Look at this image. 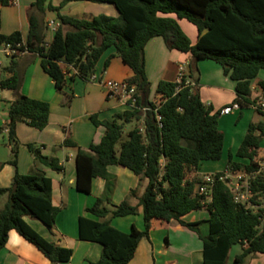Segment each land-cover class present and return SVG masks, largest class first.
<instances>
[{"label": "trees", "instance_id": "trees-1", "mask_svg": "<svg viewBox=\"0 0 264 264\" xmlns=\"http://www.w3.org/2000/svg\"><path fill=\"white\" fill-rule=\"evenodd\" d=\"M88 1L111 3L117 16L103 13L90 17H74L60 9L68 2ZM0 0V5L10 4ZM55 11L58 22L49 43L44 41L45 12ZM186 18L197 29V40L191 44L188 36L175 18ZM164 14V15H160ZM28 35L24 42L20 31L9 34L0 32V46L9 45L21 52L40 57V65L50 77L54 87L62 91L68 69L90 80L95 65L109 47L115 49L121 61L132 74L124 79L136 88V102L132 108L113 114L111 120H100L90 115L91 122L104 127L98 143L82 149L70 138L63 145L76 147L74 157V187L89 193L93 178L110 180L114 176L109 165L130 169L147 179V185L139 198L142 207L144 229L135 226L128 232L110 224L106 217L135 214L137 207L121 201L111 208L102 205L98 197L85 210L98 220L78 217V238L101 245L99 259L91 264H127L133 257L138 241L148 236L152 220H176L180 225L195 231L203 243L202 264H225L230 247L240 244L231 264H245L252 254H264V227L258 199L264 196V177L255 160L260 141L264 138V121L248 125L233 158L228 153L225 169L256 172L249 180L250 201L257 210L236 202L231 188L224 181L216 180L212 186L211 199L204 201L195 192L201 177L189 178L202 161L221 158L224 134L218 127L219 111L205 106L196 86L197 67L200 59H210L220 64L223 73L235 81L236 102L240 108L264 100V80L258 81L260 97L251 98L252 80L264 70V0H34L27 12ZM154 36H161L169 49L189 52L191 60L188 76L194 85H183L159 80L155 92L164 100L158 107L150 99V83L144 69V46ZM110 55L105 60L108 64ZM26 62V61H25ZM28 62V61H27ZM6 69L10 75L0 80V88L10 89L14 99L8 107V119L0 130L6 128L11 145L10 163L16 165L20 142L16 137L17 122H24L38 130L48 123L49 104L19 92L23 79V67L13 55ZM154 108L161 116L156 120ZM257 112L263 111L256 109ZM140 122L121 141L123 124ZM32 154L34 167L26 174L15 173L10 187L0 188V196L7 200L0 210V249L4 247L11 230L27 243L38 249L50 264L69 261L72 249L56 245L28 224L25 217L42 222L53 228L60 207L52 204L51 179L42 167L60 171L57 158L41 152L42 145L26 143ZM220 174V172H217ZM205 209L207 219L186 221L183 218L194 210ZM206 223L208 232L202 236L198 226Z\"/></svg>", "mask_w": 264, "mask_h": 264}, {"label": "crops", "instance_id": "crops-1", "mask_svg": "<svg viewBox=\"0 0 264 264\" xmlns=\"http://www.w3.org/2000/svg\"><path fill=\"white\" fill-rule=\"evenodd\" d=\"M33 1L13 0L8 5H0V32L9 34L18 30L25 42L28 35L27 12ZM59 1L52 0V4L57 5ZM79 8H82L80 13L88 15L86 17L99 13L110 16L118 14L114 6L109 3L88 1L68 2L60 11L74 17H81L77 14ZM50 13H52V20L57 26L56 12L51 11ZM164 16L175 18L191 44L196 42L198 33L194 24L186 18H177L173 13ZM45 19H48L47 16ZM53 33L54 30L45 28L44 41L46 43L51 41ZM3 47L0 46V52ZM4 55L7 60L0 61V80L10 75L6 67L13 55L5 53ZM14 55L23 67V79L19 92L28 97L48 102L49 116L48 123L42 130L24 122H17L15 131L20 146L16 165L10 163L11 145L8 141V131L6 128L0 130V188L10 187L16 172L26 174L32 171L35 164L34 159L25 144L42 145V154L57 158L59 164L62 165L60 171L42 167L45 174L51 179L52 204L60 207V210L56 214L55 223L51 229H48L37 219L26 216L25 220L46 239L56 245L72 249L69 261L60 264H91L99 259L102 247L97 242L78 238V217L83 215L98 220L96 216L85 210L86 207L92 206L98 197L103 199L102 205L107 208L126 201L137 207L135 214L106 217L105 219H109L112 226L124 232L130 231L132 226L143 230L144 221L139 198L147 185V179L134 174L126 167L109 165L108 171L114 176L112 179L93 178L90 192H79L74 187L76 147L65 146L62 142L66 137L70 138L77 146L85 150L91 143H98L104 133V127L94 125L89 118L90 115L96 114L100 120H111L114 113L129 108L120 98H108L101 82L107 79L124 80L132 72L115 54V49L109 47L98 59L93 79L85 80L76 74L72 79H69V75H73L75 69L66 68L64 64H61L64 69H68V72L62 91H58L50 77L42 69L39 56L30 52ZM110 55L113 56L105 66V60ZM190 60L189 52L169 49L161 36L151 37L144 46V69L150 83V99L154 100L155 96L159 97L160 95L155 92L159 80L175 82L178 67L181 65L188 71ZM196 67L198 72L195 75L197 77L195 84L205 106H210L214 112L233 102L236 97L235 81L223 73L220 64L210 59H200L196 62ZM258 75L251 83V98L260 97L258 81L264 79L258 78ZM152 93L155 94L152 95ZM13 99L12 90L0 88V127L4 126L8 119V107ZM231 121H235V124L232 126L233 128H229L227 140L231 150H228V153H231L236 159L234 153L244 137L248 125L252 122L264 121V114L257 112L251 105L233 110L228 114H219L218 127L224 134L223 148L226 134L221 127L225 129ZM223 148L220 159L208 160L211 161H207L208 163L200 162L198 168L189 173V178L224 170L226 164L223 165L225 161L222 160ZM261 150H264V138L260 141L255 156V160L259 164V171L262 166L260 158H264V152L262 153ZM6 200V194L0 196V210ZM208 216L205 209H199L190 212L183 219L197 221L207 219ZM198 229L202 236L208 232L206 223L200 224ZM235 245L230 247L225 264H227L231 249H239L237 253L241 251L242 246L239 244V248H237ZM202 248V240L195 231L180 225L176 220L154 219L148 236L140 238L135 253L127 264H202ZM258 254L250 256H260ZM0 264H50V261L38 249L20 237L16 231L11 230L4 247L0 249Z\"/></svg>", "mask_w": 264, "mask_h": 264}, {"label": "built area", "instance_id": "built-area-1", "mask_svg": "<svg viewBox=\"0 0 264 264\" xmlns=\"http://www.w3.org/2000/svg\"><path fill=\"white\" fill-rule=\"evenodd\" d=\"M12 3L13 0H10ZM45 25L47 29L55 30L57 27L52 19H45ZM6 55H14L17 53H25L21 52L16 48H11L9 45H4L1 50ZM188 71L183 67H178L177 79L175 82L183 83V85H194V82L188 76ZM94 75L92 74L90 79H93ZM102 86L105 88V92L108 98H120L124 104L128 105L129 108L135 106L136 102V88L134 85H129L124 80H112L107 79L101 82ZM159 101L152 100L156 107L160 105V103L164 100L162 95H159ZM254 109H258L264 112V100L260 99L256 101L254 105H251ZM239 105L236 102H232L227 106L222 107L219 110V114H228L233 110L239 109ZM157 109L154 108L155 117L157 121H160L161 116L156 111ZM220 174L215 173H206L201 176V180L195 186V192L198 195H201L204 201H209L211 199L212 194V186L216 180L224 181L226 184L231 188L234 199L236 202H240L245 205L247 208L256 207L254 204L251 203L250 197V187H249V180L246 178H252L256 172L247 173L244 170H229L224 169L219 171ZM245 178V179H244ZM245 188V192L242 193V188Z\"/></svg>", "mask_w": 264, "mask_h": 264}, {"label": "rangeland", "instance_id": "rangeland-1", "mask_svg": "<svg viewBox=\"0 0 264 264\" xmlns=\"http://www.w3.org/2000/svg\"><path fill=\"white\" fill-rule=\"evenodd\" d=\"M110 5H112L111 3H109ZM81 10H82V8H79L78 10H77V14L79 15V16H81V17H83V18H86V16H88L87 14H82V13H80L81 12ZM51 12V11H50ZM49 12V10H46V12H45V17L47 16V18L48 19H53V15H52V13H50ZM2 60H7V57L4 55V53H2V52H0V61H2ZM258 78H260V79H264V70H261L260 71V73H259V75H258ZM155 93H152V95H154ZM159 97H154V100H156V101H159ZM225 124V123H224ZM235 124V121H231L229 124H227V127L225 128V129H223L224 127H221L222 128V130H224V132H225V139H226V142H225V144H224V151H223V158H222V160L223 161H225V162H223V165L224 164H226V162H227V154H228V150L230 151L231 149H230V146L228 145V140H227V138H228V134H229V132H230V129L229 128H231L233 125ZM135 125H140V122H136V121H132V122H126V123H124L123 124V128H122V136H121V139H120V141L116 144V148H119V145H120V143H121V141H123V140H125L126 139V134H127V132L131 129V128H133ZM223 126V125H222ZM233 128V127H232ZM263 148V147H262ZM262 151V153L264 152V150H261ZM207 162V161H206ZM205 162V163H206ZM208 162H211V161H208ZM207 162V163H208ZM220 163V162H219ZM260 163H261V165L262 166H260V173L262 174V176L264 177V158H260ZM245 179V178H244ZM247 180L248 179H250V178H246ZM242 193H244L245 192V188L243 187L242 188V191H241ZM258 201L261 203L260 204V208H263V212H262V214H263V217H262V226L261 227H264V196L263 197H260L259 199H258ZM252 210H257V207H252ZM234 247V246H233ZM235 247H237V248H239V244H236L235 245ZM238 250L239 249H231V251H230V254H229V258H228V260H227V264H230V261H231V259L233 258V255L234 254H236L237 252H238ZM258 255H260V256H254V257H251V256H248L246 259H245V264H264V254H258Z\"/></svg>", "mask_w": 264, "mask_h": 264}]
</instances>
